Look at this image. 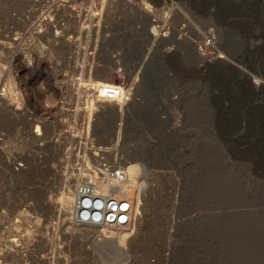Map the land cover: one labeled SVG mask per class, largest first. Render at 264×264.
I'll return each mask as SVG.
<instances>
[{"label": "rangeland", "instance_id": "374dc122", "mask_svg": "<svg viewBox=\"0 0 264 264\" xmlns=\"http://www.w3.org/2000/svg\"><path fill=\"white\" fill-rule=\"evenodd\" d=\"M130 1L106 0L103 65L82 75L125 87L102 104L95 135L125 170L122 188L140 204L136 227L107 233L73 223L66 190L74 184L58 147L44 143L64 131L34 136L8 79L0 83V264H264V0ZM210 30L215 57L194 44ZM52 53L56 70L46 57L21 72L38 115L42 85L55 91V80L80 75L77 59L88 61L65 45Z\"/></svg>", "mask_w": 264, "mask_h": 264}, {"label": "built area", "instance_id": "2783aa9c", "mask_svg": "<svg viewBox=\"0 0 264 264\" xmlns=\"http://www.w3.org/2000/svg\"><path fill=\"white\" fill-rule=\"evenodd\" d=\"M17 2L21 1L0 0L7 7L4 25H0V83L8 86V79L15 81L23 103L19 111H23V116H29V131H33L34 136L41 140L43 131H64L44 143L58 147V165L65 169V180L74 184L77 195V210L72 214L74 219L78 221L83 217L84 212L92 208V202L100 203L96 210L98 218L94 215L92 219L90 216L86 218L90 224L107 233L126 229L133 231L140 204L135 198L129 199V190L122 188L127 181L125 170L107 159L115 149L100 144L95 135L98 117L103 112L101 89L87 80L79 79L75 83V78L70 83L68 80H55V91L42 85L46 112L38 115L35 108L31 110L29 99L25 98L29 87L21 74L22 71L30 73L36 70L46 57L51 71L56 70L57 66L52 65V51L62 45L66 46V51L69 48L71 55L79 58L83 54L88 60L79 63L77 59L74 63L80 71L78 78L82 73L85 75L87 71L102 67L99 51L107 37L105 32L108 28L102 25L107 12L106 0H25L23 8L15 9L11 4ZM60 40L64 42L60 44ZM214 43L212 30L201 43L194 41L198 54L205 57L218 56ZM115 66L119 72V67H122L120 61ZM54 92L58 93L59 99ZM8 160L16 169L25 167L23 161ZM102 187L106 189L100 191Z\"/></svg>", "mask_w": 264, "mask_h": 264}, {"label": "bare ground", "instance_id": "6f19581e", "mask_svg": "<svg viewBox=\"0 0 264 264\" xmlns=\"http://www.w3.org/2000/svg\"><path fill=\"white\" fill-rule=\"evenodd\" d=\"M125 6V5H124ZM136 10V9H135ZM132 12V11H131ZM139 14V13H138ZM133 17V16H132ZM133 20V19H132ZM131 22V21H130ZM129 22V23H130ZM133 22V21H132ZM132 25V24H131ZM135 35V34H134ZM137 35V34H136ZM219 57H220V55H219ZM219 63H222V64H224V63H228V61H226V60H222V59H219V61H218ZM218 64V63H217ZM240 70V69H239ZM249 78V77H248ZM79 79H81V80H84V77H83V75H82V77L81 78H76L75 79V83L77 82L78 83V80ZM87 81H89V82H91L92 84H95L98 88H100L101 89V91L99 92V94H101L100 96V98L102 99V102L103 103H114V102H117V100L122 96V94H123V92L125 91V87L124 86H122V85H113V84H105V83H100V82H98V81H94V80H87ZM249 81V83H250V80H248ZM80 82V81H79ZM251 82L253 83V85L255 86V87H259V86H261V82L258 80V79H252L251 80ZM9 94V93H8ZM7 102V101H6ZM102 103V104H103ZM6 104V103H5ZM9 107V106H8ZM18 108V107H17ZM2 113V112H1ZM6 114H8V113H6ZM5 115V114H4ZM1 116H2V114H1ZM8 164V163H7ZM10 168H12V167H10ZM14 169V168H13ZM71 184V183H70ZM66 185H67V183H66ZM106 189V187H102L101 189H99L100 191H104ZM66 191H68V193H69V195L72 197L71 198V200H69L68 201V204L67 205H69L68 207V209H72L73 210V212H75V209H76V198H77V195H76V190L74 191H72L71 189H68V190H66ZM68 195V194H67ZM52 199V198H51ZM69 199V198H68ZM65 201H67V200H65ZM64 201V202H65ZM48 202V201H47ZM58 202V201H57ZM54 205V204H53ZM49 206V205H48ZM47 207V206H46ZM98 208H100V203H97V204H95V203H93L92 202V208H90V209H88V210H86L85 212H84V214H83V217H80L79 218V220L78 221H73V223L75 224V225H77V226H79L80 224H87V225H89V226H91V227H94L92 224H90V221L87 219L86 220V218L87 217H89L90 216V218L89 219H92V216L94 217V218H97L98 216H99V213H97L96 212V210L98 209ZM77 210V209H76ZM82 210H83V207L81 208V209H79L78 210V214H80L81 212H82ZM54 212V211H53ZM59 212V211H58ZM62 212V211H61ZM64 212H65V209H64ZM50 213V212H49ZM66 215H68V214H66ZM83 219L85 220V221H83ZM65 220V219H64ZM72 221V220H71ZM70 222V221H69ZM98 230V229H97ZM96 230V231H97ZM95 231V230H94ZM97 251V250H96ZM87 253V252H86ZM8 255V254H7ZM18 256V255H17Z\"/></svg>", "mask_w": 264, "mask_h": 264}]
</instances>
